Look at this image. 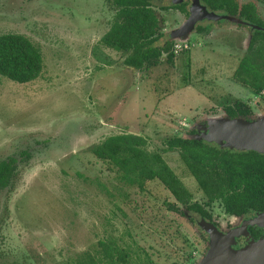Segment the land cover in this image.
Here are the masks:
<instances>
[{
  "label": "rangeland",
  "instance_id": "rangeland-1",
  "mask_svg": "<svg viewBox=\"0 0 264 264\" xmlns=\"http://www.w3.org/2000/svg\"><path fill=\"white\" fill-rule=\"evenodd\" d=\"M152 3L166 33L156 45L172 39L190 48L174 63L163 56L159 65L139 70L101 42L116 15L111 0H0V34L26 35L44 59L31 82L0 74V160L29 152L0 191V264H80L87 255L107 261L100 241L131 250V264L203 258L200 229L168 208L176 201L170 191L159 180H148L143 190L127 183L92 147L111 135H141L193 200L205 201L179 152L164 150L165 141L191 129L196 137L201 127L232 117L225 107L235 99L264 115L253 87L242 81L250 64H242L243 77L235 74L250 37L247 28L221 20L211 23L210 34L196 31L206 23L198 21L191 34L174 38L170 31L188 15L164 10L172 0ZM255 51L264 66V46ZM212 210L228 220L219 202Z\"/></svg>",
  "mask_w": 264,
  "mask_h": 264
},
{
  "label": "trees",
  "instance_id": "trees-1",
  "mask_svg": "<svg viewBox=\"0 0 264 264\" xmlns=\"http://www.w3.org/2000/svg\"><path fill=\"white\" fill-rule=\"evenodd\" d=\"M215 7L230 0H206ZM116 8L115 19L101 42L125 53L124 63L139 70L161 63L162 57L174 63V42L156 45L163 36L160 18L152 0H111ZM247 67V66H246ZM44 69L42 52L26 35L0 34V74L9 79L27 83L37 79ZM244 65L237 75L242 76ZM243 83H255L261 88V80L242 79ZM232 117H247L252 109L241 100L225 107ZM188 136L175 135L165 141V151H178L190 174L197 180L206 199L193 200V194L174 169L158 151L146 148L145 137L133 133H121L107 137L92 147L93 153L116 167L119 178L132 185L145 188L148 180H159L176 201L167 202L170 210L179 214L186 211L208 216L207 209L219 202L226 213L242 215L264 209V154L255 150L238 151L221 148L215 142L199 140L194 129ZM29 156L23 150L20 156L0 160V191L9 187L19 164ZM185 211V212H184ZM103 251L107 261L95 255H87L80 264H131V250L115 243H105ZM147 260V261H146ZM136 264H153L148 258Z\"/></svg>",
  "mask_w": 264,
  "mask_h": 264
},
{
  "label": "flooded vegetation",
  "instance_id": "flooded-vegetation-1",
  "mask_svg": "<svg viewBox=\"0 0 264 264\" xmlns=\"http://www.w3.org/2000/svg\"><path fill=\"white\" fill-rule=\"evenodd\" d=\"M230 1L231 4L222 3L220 5H216L215 7H212L207 3L206 0H201V3L204 6H206L208 10L214 12L219 16L235 17L236 20H230L227 18L210 20L205 18L200 21L201 22L205 21L206 23H204L203 25L197 24L196 31L203 33L205 32V30H208L210 27H212L213 24L211 23L213 22L218 23L221 20H227L234 23L233 25H240L248 29L247 36L249 35L250 38L244 44L245 55L243 59L240 60L237 69L235 70V74H237L242 64H247V65L250 64L251 68L248 69L247 66L245 69V73L248 79L261 80V82L258 83L260 84L261 88L256 87L255 83H253V85H251L253 87V90L252 89L251 90L253 91V96L256 97L255 100L257 102L258 107H262L259 108V110L262 111V113H264V66L261 65V59H263V57L260 56V54L255 51L259 46H264V0H230ZM192 3L193 0H172L171 4H167L162 7L164 10H168L171 8L179 9L182 13L187 14L189 17L191 13ZM209 24L211 25L209 26ZM174 31L175 30L170 31L171 36L173 35ZM211 31L213 30L209 29L208 34H210ZM164 36H166L165 32H164ZM167 41L174 42V40L172 39H169ZM261 42L263 44L259 45V43ZM176 43L179 42L177 40L174 42L173 51L175 53H176L175 51ZM183 43H188L190 45L189 42H183ZM245 73L242 72V76H244ZM236 100H240V99H235L234 102ZM243 102L246 103L245 101ZM248 105L252 109V114L248 115L246 118L254 119L256 117L255 114L253 115L255 108L252 107V105H250L249 103ZM212 208L213 205L207 209L208 216H204L199 212H194V211H186V212L184 211L185 213H182L183 216L192 219L194 224L198 226V228L200 229V242L204 244L203 256L207 253L210 247L209 234L206 232V230L203 228V226L200 223L203 219H206L209 223L216 225L221 232L225 234H230V238L228 239V242L235 250H241L247 248L261 240H264V209L250 211L242 215L229 214L226 213L224 210L225 215H228L226 216L225 219L228 220L221 222L218 219H224V218H221L219 213L213 212ZM250 254L251 256L247 258V264H264V245L259 247H253V249H251ZM200 261L201 260H199V262ZM199 262L197 264H199Z\"/></svg>",
  "mask_w": 264,
  "mask_h": 264
},
{
  "label": "water",
  "instance_id": "water-1",
  "mask_svg": "<svg viewBox=\"0 0 264 264\" xmlns=\"http://www.w3.org/2000/svg\"><path fill=\"white\" fill-rule=\"evenodd\" d=\"M218 20L221 18L233 19L230 16H219L208 10L201 0H193L191 13L184 24L176 29L173 37L191 33L198 21L203 19ZM202 133L196 138L208 142H216L221 147H229L240 151L255 150L264 154V115H258L255 119L245 117L221 118L210 126L201 127ZM201 225L209 234L210 247L199 264H247V258L251 256L253 247L264 245L261 240L252 246L241 250H235L228 242L230 234L221 232L216 225L203 219Z\"/></svg>",
  "mask_w": 264,
  "mask_h": 264
},
{
  "label": "built area",
  "instance_id": "built-area-1",
  "mask_svg": "<svg viewBox=\"0 0 264 264\" xmlns=\"http://www.w3.org/2000/svg\"><path fill=\"white\" fill-rule=\"evenodd\" d=\"M190 48V45L188 43H176L175 45V51H176V54L183 51L184 49H189Z\"/></svg>",
  "mask_w": 264,
  "mask_h": 264
}]
</instances>
